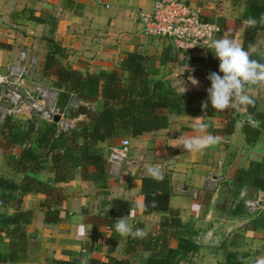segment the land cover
Wrapping results in <instances>:
<instances>
[{"label":"crops","instance_id":"1","mask_svg":"<svg viewBox=\"0 0 264 264\" xmlns=\"http://www.w3.org/2000/svg\"><path fill=\"white\" fill-rule=\"evenodd\" d=\"M154 1L0 0V43L8 46L0 47V75L25 54L28 80L51 85V80L42 74L50 52H54L61 67L94 75L120 70L126 54L135 52L146 57L152 85L162 82L179 92L183 84H175L174 79L180 69L204 64L209 88L208 61L200 52L185 54L167 39L142 33L138 14L150 12ZM181 1L197 8L204 22L218 28L215 38L228 35L244 40L243 0ZM32 17L40 21H33ZM263 36L259 34L256 43L261 56L264 49L258 46ZM123 75L126 77L125 72ZM190 89L185 93L197 95L192 103L169 114L165 129L153 133L120 130L112 140L99 141L97 152L106 161L105 185L84 181L75 157V177L62 184L65 198L56 223L44 221L42 193L0 191V219L15 212L18 199L21 210L34 214L25 228L29 248L19 261L6 264H91L110 258L129 260L131 264H154L157 257L153 255L164 252L159 243L152 251H145L139 242L135 251L128 254L126 247L134 237L121 236L114 221L123 217L133 230L140 228L145 237H157L160 218L166 213H144L141 182L161 177L169 179L168 206L179 213L182 221L177 235L169 231L164 236L167 248L178 253L172 264H256L257 259L264 258V211L250 212L246 207V202L264 192L255 183L257 178L264 179V130L253 141L244 130L260 129L257 114H264V86L247 88L255 100L254 106L225 111H216L210 101L202 109L208 93ZM93 108L100 112L102 99H97ZM81 120L83 116L76 118V122ZM201 121L208 125L206 130L196 127ZM16 125L18 132H26V120L20 119ZM206 133L219 136L220 143L202 153L177 146L185 137ZM2 138L0 125V142ZM124 141L129 142L128 147L118 152L110 165L112 148ZM21 150V146H14L10 154L18 156ZM0 177L15 181L22 177L14 174L1 148ZM37 177L53 184L50 162ZM81 224L92 227L88 238L80 234ZM8 252L9 239L0 234V254L6 256Z\"/></svg>","mask_w":264,"mask_h":264},{"label":"trees","instance_id":"2","mask_svg":"<svg viewBox=\"0 0 264 264\" xmlns=\"http://www.w3.org/2000/svg\"><path fill=\"white\" fill-rule=\"evenodd\" d=\"M234 2L240 0H233ZM243 18L259 19L264 14V0H243ZM33 21L40 19L32 17ZM259 34L264 35V25L249 27L244 30V46L257 43ZM264 36L258 49H264ZM0 47L8 46L0 43ZM254 59L264 62V56L257 52ZM210 72L219 73V61L212 54L207 62ZM123 72L126 73L124 77ZM42 74L50 79L52 88L59 92L58 106L63 109L73 99L80 103L72 112V118L83 116L84 120L76 122L73 129L57 132L55 123L44 122L43 128L34 129V122H27L25 133L18 132L16 122L20 119L7 118L2 123L3 138L0 148L7 154L9 166L14 174H20L19 181L0 177V191H19L42 193L45 196L40 207L46 223H56L59 220V206L64 201L65 193L62 184L69 183L75 177L74 158L80 162V174L84 181H92L105 185L106 161L97 152L100 140H112L120 130L153 133L168 126L169 114L181 110L192 103L197 94H180L167 88L162 82L153 85L148 79L146 57L135 52H129L121 61L120 70L103 72L97 75L82 74L65 69L56 61L54 52L45 57ZM223 75L222 73H219ZM211 82L209 81V84ZM210 86V85H209ZM254 88L256 86H249ZM102 99L103 108L100 112L94 110L97 99ZM260 129L246 127L245 133L253 141L264 130V114H257ZM21 146L18 156L10 154L14 146ZM50 162L54 174L53 184L42 181L37 175ZM256 186L264 189V179L257 178ZM144 195V213L158 211L164 214L159 222L157 237H136L128 242L126 252L132 254L137 243L141 242L145 251H152L159 243L164 252L155 254L154 264H172L178 255L176 251L167 248L164 236L167 232L174 235L180 232L182 221L179 213L168 206L169 179L145 178L141 182ZM11 215L0 219V234L9 239V252L6 256L0 254V263L19 261L20 255L29 248L25 228L34 217L33 211L21 210V200ZM165 254V258L162 257ZM161 259V260H159ZM91 264H131L129 260L110 258L107 262L93 261Z\"/></svg>","mask_w":264,"mask_h":264},{"label":"built area","instance_id":"3","mask_svg":"<svg viewBox=\"0 0 264 264\" xmlns=\"http://www.w3.org/2000/svg\"><path fill=\"white\" fill-rule=\"evenodd\" d=\"M142 33L147 36L167 39L179 51L185 54L200 52L206 61L213 54L206 48L215 38L218 28L201 19L199 10L181 0H155L150 12H139ZM25 54H21L16 64H11L7 73L0 75V125L7 118L24 119L34 122L37 130L36 115L47 123H54L53 117L58 115L55 123L57 132L73 129L76 119H67L66 112L76 110L80 103L71 100L67 107L58 106L59 92L48 86L33 83L27 78ZM128 141L121 146L113 147L108 158L112 165L117 153L125 150ZM250 212L264 211V192L258 197L246 202Z\"/></svg>","mask_w":264,"mask_h":264},{"label":"clouds","instance_id":"4","mask_svg":"<svg viewBox=\"0 0 264 264\" xmlns=\"http://www.w3.org/2000/svg\"><path fill=\"white\" fill-rule=\"evenodd\" d=\"M243 24L246 28L256 27L258 24L264 25V14H261L259 19L248 17L243 21ZM206 48L212 49L211 52L219 61V73L223 75L210 72L206 77L211 83L206 90L208 100L202 103V109L208 107L209 101L216 111L240 107L247 110L248 107L254 106L255 100L248 93L247 88L249 86H264V62L252 57V54L257 52V46L250 44L245 49L242 39H234L225 35L214 38ZM189 80L194 86L199 84L193 77H189ZM186 91L187 89L183 87V94ZM254 126H256L255 122ZM196 127L200 130H206L208 125L201 121ZM219 143V136L206 133L201 136L185 137L180 140L177 146L188 152L202 153ZM114 226L121 236L131 235L134 238H144L146 235L143 229L136 228L133 230V227L123 217L116 218ZM91 228V226L81 224L79 232L88 238ZM256 264H264V258L257 259Z\"/></svg>","mask_w":264,"mask_h":264},{"label":"water","instance_id":"5","mask_svg":"<svg viewBox=\"0 0 264 264\" xmlns=\"http://www.w3.org/2000/svg\"><path fill=\"white\" fill-rule=\"evenodd\" d=\"M205 71L206 66L204 64H198V65H190V66H184L180 69L179 73L175 76L174 83H182L183 87L189 90L190 88H193L195 91H203L207 92V83L205 80ZM189 77H193L196 79L199 84L198 85H192ZM173 83V81H171ZM168 87H171L168 85ZM191 90V89H190ZM178 93L183 94V88ZM185 94V93H184ZM60 117L58 115H55L53 117V122L57 123L59 122Z\"/></svg>","mask_w":264,"mask_h":264},{"label":"rangeland","instance_id":"6","mask_svg":"<svg viewBox=\"0 0 264 264\" xmlns=\"http://www.w3.org/2000/svg\"><path fill=\"white\" fill-rule=\"evenodd\" d=\"M31 82H32V81H31ZM33 83L35 84L36 82L33 81ZM44 84H45V83H44ZM41 85H42V84H41ZM44 86H52V85L46 84V85H44ZM72 112H73V110L70 111V109H69V111L66 112V116H65V117H66L67 119H69V120L72 119ZM38 118H39V119H38ZM35 119H38L37 122H38V124H39L40 126H42V124L45 125L44 121L41 120L40 116H37V115H36V118H35ZM72 120H73V119H72Z\"/></svg>","mask_w":264,"mask_h":264}]
</instances>
